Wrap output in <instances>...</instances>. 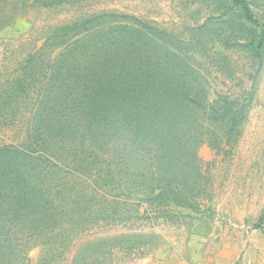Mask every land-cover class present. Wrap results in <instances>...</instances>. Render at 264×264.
I'll use <instances>...</instances> for the list:
<instances>
[{
	"label": "trees",
	"instance_id": "16d2710c",
	"mask_svg": "<svg viewBox=\"0 0 264 264\" xmlns=\"http://www.w3.org/2000/svg\"><path fill=\"white\" fill-rule=\"evenodd\" d=\"M66 1L0 0V31L33 4ZM229 1L260 29L251 44L258 53L264 22L247 0ZM81 24L73 37H47L0 91V110L15 109L7 111L14 123L30 105L24 141L0 146V264H29L34 246L63 253L117 207L138 212L142 198L152 209L175 204L201 179L200 147L219 141L208 127L217 111L207 113L188 55L158 46L150 26L126 16ZM54 40L62 51L43 59Z\"/></svg>",
	"mask_w": 264,
	"mask_h": 264
},
{
	"label": "rangeland",
	"instance_id": "374dc122",
	"mask_svg": "<svg viewBox=\"0 0 264 264\" xmlns=\"http://www.w3.org/2000/svg\"><path fill=\"white\" fill-rule=\"evenodd\" d=\"M247 2L253 17L264 22V0ZM102 14L146 23L158 46L188 55L207 113L217 111L208 127L219 133V141L200 147V185L193 182L187 192H177L175 204L152 209L142 198L138 212L117 207L108 223L78 232L66 253L52 256L49 247L34 246L28 263L264 264V46L254 52L251 44L260 29L229 0L33 4L0 31V91L47 37H73L83 32V21ZM61 42L52 41L42 58L57 57ZM29 109L24 102L16 123L7 113L15 109L0 110V146L24 141Z\"/></svg>",
	"mask_w": 264,
	"mask_h": 264
}]
</instances>
